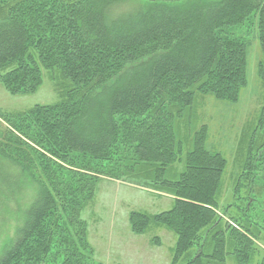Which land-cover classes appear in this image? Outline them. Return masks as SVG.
I'll list each match as a JSON object with an SVG mask.
<instances>
[{"label": "trees", "instance_id": "obj_1", "mask_svg": "<svg viewBox=\"0 0 264 264\" xmlns=\"http://www.w3.org/2000/svg\"><path fill=\"white\" fill-rule=\"evenodd\" d=\"M118 1L0 0L3 89L11 96L33 94L45 70L63 92L52 105L0 111V157L47 173L57 184L39 192L0 252V264H89L91 249L79 218L95 194L93 175L101 170L172 197L168 211L129 216L135 235L151 224L176 236L170 264H226L227 259L264 264L256 245L264 243V105L232 201L223 205L226 160L206 150L204 128L186 154L174 131L195 94L238 101L247 84L246 49L225 30L256 16L264 56V0H145L147 8L114 19L109 10ZM257 74L264 86L263 62ZM180 86L186 90L178 92ZM174 164L183 169L169 178ZM65 203L69 227L57 212ZM57 228L67 233L63 240L64 235L54 236L61 254L48 244ZM192 246L194 254L188 250Z\"/></svg>", "mask_w": 264, "mask_h": 264}, {"label": "rangeland", "instance_id": "obj_2", "mask_svg": "<svg viewBox=\"0 0 264 264\" xmlns=\"http://www.w3.org/2000/svg\"><path fill=\"white\" fill-rule=\"evenodd\" d=\"M147 6L145 0H122L112 5L109 12L112 18L118 19L143 10ZM248 18L225 30L230 38L244 44L246 49L247 84L240 92L238 101L219 102L211 95L195 94L191 107L174 122V131L185 148L183 154L190 148L195 133L204 128L206 150L217 152L226 160L227 166L220 188L221 205L232 201L231 194L242 167L243 154L264 105V86L257 74L261 62L264 68L259 26L256 16ZM42 73L43 83L33 94L11 96L0 84V111L23 112L36 105H52L61 101L62 90L50 79L49 72L43 70ZM174 89L172 86L171 91ZM185 90L181 86L178 88V92ZM143 114L141 117H144ZM146 122L151 126L153 119L150 117ZM124 151H127V146ZM127 152L131 154L130 150ZM62 165L69 170L90 175L92 173ZM102 165L105 166L107 163ZM170 169L169 178L182 170L183 165L174 164ZM111 171L101 170L93 175L97 182L95 194L80 211L79 219L85 223L87 242L91 249L88 263L170 264L176 236L163 227L151 224L144 234L135 235L130 230L129 216L133 212L154 216L168 211L172 206V197L115 179L111 176L113 175ZM46 175L48 174L37 170L34 172L25 170L12 159L0 157V252L9 245L17 229L21 227L26 212L39 192L43 188L49 191L56 188L57 184L51 183ZM63 206L57 212L61 223L69 227L70 205L65 203ZM55 235H64L63 240L67 233L57 228L49 235L50 250L61 254L56 248L58 240H55ZM256 245L262 249L261 256L264 257V243L257 242ZM188 250L194 254L196 248L192 246ZM226 264L235 263L232 259H227Z\"/></svg>", "mask_w": 264, "mask_h": 264}, {"label": "water", "instance_id": "obj_3", "mask_svg": "<svg viewBox=\"0 0 264 264\" xmlns=\"http://www.w3.org/2000/svg\"><path fill=\"white\" fill-rule=\"evenodd\" d=\"M151 2H163V3H173L176 2L178 0H149Z\"/></svg>", "mask_w": 264, "mask_h": 264}]
</instances>
